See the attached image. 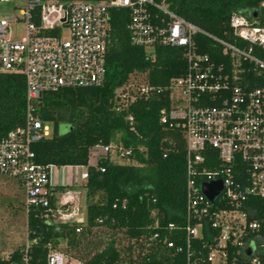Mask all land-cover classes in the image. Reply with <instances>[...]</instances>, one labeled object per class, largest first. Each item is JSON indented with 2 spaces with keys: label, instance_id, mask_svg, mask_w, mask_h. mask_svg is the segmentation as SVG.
<instances>
[{
  "label": "built area",
  "instance_id": "built-area-1",
  "mask_svg": "<svg viewBox=\"0 0 264 264\" xmlns=\"http://www.w3.org/2000/svg\"><path fill=\"white\" fill-rule=\"evenodd\" d=\"M14 1L0 0V7ZM27 7L14 18L0 11V75L23 76L27 98L25 125L0 140V178L18 181L27 215L43 210L49 223L76 226L82 234L88 226L90 169H99L102 160L114 163V155L129 161L133 156L132 148L100 144L90 150L88 165L45 166L37 163L33 149L53 134L37 112L46 94L105 85L111 10H129L132 45L149 52L184 48L188 65L185 75L164 89L147 75L134 74L115 93L118 112L167 93L170 105L161 111L160 122L185 140L184 223H170L168 236L157 232L144 244L162 241L191 263L200 240L207 264H264V27L234 13L231 27L242 40H213L222 51L220 60H213L194 40L197 34L209 35L169 10L167 0H28ZM20 23L26 24L23 39L13 36ZM127 119L135 131V118ZM205 187L217 194L214 201ZM46 264L86 262L51 249Z\"/></svg>",
  "mask_w": 264,
  "mask_h": 264
},
{
  "label": "trees",
  "instance_id": "trees-1",
  "mask_svg": "<svg viewBox=\"0 0 264 264\" xmlns=\"http://www.w3.org/2000/svg\"><path fill=\"white\" fill-rule=\"evenodd\" d=\"M167 5L209 35L197 34L194 40L199 51L213 60H220L218 56L222 54L213 40H242L231 27L234 13L257 11V19L244 15L264 27V0H167ZM130 19L129 10H111L103 87L65 89L44 96L37 112L41 121L52 127L53 134L33 146L37 163L45 166L88 165L90 150L100 144L132 148L130 164H115L107 159L99 163V169H90L86 189L88 226L82 234H77L76 226L51 224L43 210H33L27 222L29 249L26 252L25 245L9 259L0 258V264H24L26 258L29 264H46L51 249L59 250L62 242H67L69 250H77L98 228H106L114 237L91 258L75 257L86 264H207V251L200 240L195 241L191 263L185 254L174 256L162 241L149 247L144 244L157 232L168 236L165 228L170 223H184L185 140L181 132L167 130L160 122L161 111L170 105L167 93L140 100L127 112L116 110L115 93L134 74H145L152 85L164 89L173 79L184 76L188 65L184 48L161 47L149 52L132 45ZM26 99L23 76L0 75V140L25 125ZM129 115L136 120L135 131L128 122ZM61 127H65L64 132ZM101 168L106 172L102 173ZM154 212L157 216H153Z\"/></svg>",
  "mask_w": 264,
  "mask_h": 264
},
{
  "label": "rangeland",
  "instance_id": "rangeland-1",
  "mask_svg": "<svg viewBox=\"0 0 264 264\" xmlns=\"http://www.w3.org/2000/svg\"><path fill=\"white\" fill-rule=\"evenodd\" d=\"M12 5L0 7V11L8 18L21 15L26 10L28 0H15ZM13 36L23 39L27 36L26 24L20 23L13 28ZM52 128V127H51ZM61 132L65 127L60 128ZM114 163L120 165L130 164L129 160H120L114 155ZM115 163V164H116ZM135 164V163H134ZM58 197V196H57ZM86 204V201H85ZM84 204V205H85ZM86 207V206H85ZM28 215L25 210V196L18 181L5 177L0 178V258L9 256L28 244ZM114 237L106 228H98L84 239L77 250H69L67 242H62V252L72 257L91 258L103 250Z\"/></svg>",
  "mask_w": 264,
  "mask_h": 264
},
{
  "label": "water",
  "instance_id": "water-1",
  "mask_svg": "<svg viewBox=\"0 0 264 264\" xmlns=\"http://www.w3.org/2000/svg\"><path fill=\"white\" fill-rule=\"evenodd\" d=\"M246 13H248L249 15H252L255 19L258 18V12L257 11H255V12L243 11L242 12V14H246ZM216 187H217L218 190L221 189L220 186H216ZM204 192L206 193V195L209 197V199L211 201H214V199H215V197H216L217 194H214L215 192L212 191L211 187H205L204 188Z\"/></svg>",
  "mask_w": 264,
  "mask_h": 264
}]
</instances>
